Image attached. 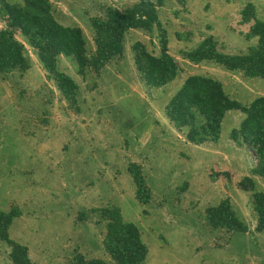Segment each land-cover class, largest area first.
<instances>
[{"label":"rangeland","instance_id":"1","mask_svg":"<svg viewBox=\"0 0 264 264\" xmlns=\"http://www.w3.org/2000/svg\"><path fill=\"white\" fill-rule=\"evenodd\" d=\"M51 1L60 22L83 28L90 53L95 49L90 17L104 14L108 4L120 9L131 5L124 0ZM176 1L163 0L159 7L170 53L181 68L163 87L147 86L135 66L131 46L136 40L155 53L160 50L157 32L141 29L127 33L124 54L100 74L89 70L84 78L71 58L60 57V70L79 84V112L62 97L26 42L31 68L0 72V210L13 205L21 209L9 234L28 246L37 264H64L77 252L114 264L103 248L105 221L91 212L113 204L140 228L149 247L143 264H264V230L255 229L250 192L238 187L252 174L255 153L230 136L245 114L228 111L220 141L201 145L188 141L185 130L165 114L168 101L192 74L221 80L231 97L243 103L264 95V77H248L214 61L195 64L181 53L213 30L220 48L231 53L247 50L258 38H246L236 19H231L232 29L224 14L205 15V1L198 5L196 18L187 20ZM207 25L213 27L208 30ZM3 26L0 20V29ZM17 38L23 41L19 33ZM132 161L142 164L152 190L147 204L136 198L128 172ZM222 171L230 176L214 180L212 173ZM255 179L258 189H264L263 180ZM227 196L248 232L207 224L206 208ZM82 211L88 215L85 220L79 219ZM9 250L0 240V264H13Z\"/></svg>","mask_w":264,"mask_h":264},{"label":"trees","instance_id":"2","mask_svg":"<svg viewBox=\"0 0 264 264\" xmlns=\"http://www.w3.org/2000/svg\"><path fill=\"white\" fill-rule=\"evenodd\" d=\"M163 0H135L123 9L105 5L104 14L90 17L95 49L90 53L88 39L83 28L67 25L58 20L51 0H1L0 10L4 26L0 29V72L31 68L25 42L34 49L37 58L50 79L54 80L62 97L76 112L78 106V82L68 73L60 70L61 56L71 58L77 73L86 77L89 70L100 74L115 57L125 52L127 33L141 29L147 33L157 32L159 53L150 50L147 44L136 40L131 48L135 66L149 87H163L174 81L181 71L170 53L169 35L163 26L159 7ZM183 1V0H181ZM240 24L253 21L246 38H258L239 53L226 52L220 48L213 34L205 36L194 48L181 51L183 58L199 64L214 61L230 71H239L248 77H264V19L258 18L256 6L249 2L240 11ZM20 34L23 41L17 38ZM178 38L186 35L178 33ZM189 36H187L188 39ZM239 110L245 114L238 127L230 136L237 145H245L255 153L258 163L251 169L252 174L244 176L238 187L250 192L253 209L257 215L255 229L264 230V189H258L255 176L264 182V95L249 103L231 97L221 80L203 74H192L185 78L178 91L165 106V114L179 129L185 130L186 139L196 145L218 143L221 138L223 121L228 111ZM128 172L133 177L136 198L142 204L151 201L152 190L137 161L128 164ZM230 176L228 171L214 172V180L219 175ZM187 183L182 187L184 191ZM105 221L103 248L114 264H143L149 254V247L142 239V232L134 222L126 221L121 207L113 204L92 208ZM21 209L13 205L10 210H0V240L9 246V258L13 264H37L31 257L28 246L11 238L10 226ZM87 213L79 214L85 220ZM205 220L214 229L228 232H248V224L238 215L229 196L205 210ZM64 264H111L100 257L87 258L81 252L74 254Z\"/></svg>","mask_w":264,"mask_h":264},{"label":"crops","instance_id":"3","mask_svg":"<svg viewBox=\"0 0 264 264\" xmlns=\"http://www.w3.org/2000/svg\"><path fill=\"white\" fill-rule=\"evenodd\" d=\"M124 1L126 2L128 1L130 4H132L135 0H124ZM170 1L173 0H166L167 3H169ZM203 1H205L204 4L205 11L203 12V13L206 12L205 15H208L209 13L224 14L228 18L227 21H230V23L226 25H228L232 29L234 28L232 27L233 22L231 21V19L232 20L236 19L239 26H241V32L243 34H245L249 30L251 24L253 23V21H251L245 24H240V19H241L240 11L247 3L249 2L253 3L256 6L258 18L264 19V0H183V1L179 0L176 1V3H179V7H178L179 9L184 10L183 11L184 16L186 17L187 20L190 19L194 20V18H196V16L198 15L197 13L198 5L202 6ZM212 27H213L212 25H207L208 30H210ZM213 31L212 32L208 31L207 33L204 34V36L210 34L214 35ZM204 36L202 37V39L204 38Z\"/></svg>","mask_w":264,"mask_h":264},{"label":"built area","instance_id":"4","mask_svg":"<svg viewBox=\"0 0 264 264\" xmlns=\"http://www.w3.org/2000/svg\"><path fill=\"white\" fill-rule=\"evenodd\" d=\"M254 160H255V162L257 164L258 163V158L255 156V154H254Z\"/></svg>","mask_w":264,"mask_h":264},{"label":"water","instance_id":"5","mask_svg":"<svg viewBox=\"0 0 264 264\" xmlns=\"http://www.w3.org/2000/svg\"><path fill=\"white\" fill-rule=\"evenodd\" d=\"M2 2L0 0V10H1ZM0 20L2 21L1 14H0Z\"/></svg>","mask_w":264,"mask_h":264}]
</instances>
